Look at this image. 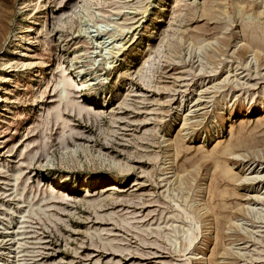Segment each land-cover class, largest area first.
Here are the masks:
<instances>
[{
  "label": "rangeland",
  "instance_id": "obj_1",
  "mask_svg": "<svg viewBox=\"0 0 264 264\" xmlns=\"http://www.w3.org/2000/svg\"><path fill=\"white\" fill-rule=\"evenodd\" d=\"M7 58L0 264H264V0H0Z\"/></svg>",
  "mask_w": 264,
  "mask_h": 264
},
{
  "label": "bare ground",
  "instance_id": "obj_2",
  "mask_svg": "<svg viewBox=\"0 0 264 264\" xmlns=\"http://www.w3.org/2000/svg\"><path fill=\"white\" fill-rule=\"evenodd\" d=\"M30 11L31 10H29V9H27L26 8V10L24 11V13H23V19H25L27 16H28V14L30 13ZM36 14V13H35ZM33 21H35V20H33ZM34 23H36V22H34ZM21 29V34H27V33H30L31 31H32V29L30 28V29H28V31H25V28L24 27H21L20 28ZM37 29V28H36ZM20 39H22V35H19L18 37H17V40H18V43H19V40ZM129 41V40H128ZM15 44V47H19V44ZM127 44V43H126ZM115 47H117V46H115ZM113 48V47H112ZM16 50V49H15ZM121 50H119L118 51V53L120 52ZM117 53V54H118ZM13 57L14 56H19V57H24L25 55H23V54H18V55H12ZM2 66L4 67L3 69H0V78H1V80L2 81H5L6 82V79H7V77H11L12 76V74L14 75V73L15 72H17V70H16V67L14 66V63H13V59L12 58H7V59H5V60H2ZM71 82V81H70ZM79 85V84H78ZM0 89H1V85H0ZM73 103V102H72ZM255 177V176H254Z\"/></svg>",
  "mask_w": 264,
  "mask_h": 264
}]
</instances>
